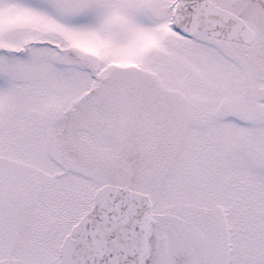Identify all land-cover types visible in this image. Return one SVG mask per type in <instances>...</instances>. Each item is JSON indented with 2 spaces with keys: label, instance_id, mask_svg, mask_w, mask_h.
<instances>
[{
  "label": "snow or ice",
  "instance_id": "1",
  "mask_svg": "<svg viewBox=\"0 0 264 264\" xmlns=\"http://www.w3.org/2000/svg\"><path fill=\"white\" fill-rule=\"evenodd\" d=\"M0 264H264V0H0Z\"/></svg>",
  "mask_w": 264,
  "mask_h": 264
}]
</instances>
